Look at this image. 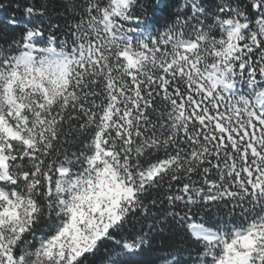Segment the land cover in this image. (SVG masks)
Instances as JSON below:
<instances>
[{"label": "trees", "instance_id": "1", "mask_svg": "<svg viewBox=\"0 0 264 264\" xmlns=\"http://www.w3.org/2000/svg\"><path fill=\"white\" fill-rule=\"evenodd\" d=\"M113 8L114 0H0V70L29 38L76 59L66 94L50 104L30 146L0 134L10 176L0 186L22 204L10 245L14 264H34L36 250L64 226L58 170L83 174L98 139L132 197L72 264H216L237 232L264 231V125L235 102H253L261 91L264 0H131L108 29ZM227 22L241 37L244 67L235 70L253 88L237 80V94L210 97L201 77L216 63ZM131 50L146 54L138 67L123 56ZM193 225L219 240L197 239ZM261 245L264 239L254 252ZM242 264L264 263L246 256Z\"/></svg>", "mask_w": 264, "mask_h": 264}, {"label": "rangeland", "instance_id": "2", "mask_svg": "<svg viewBox=\"0 0 264 264\" xmlns=\"http://www.w3.org/2000/svg\"><path fill=\"white\" fill-rule=\"evenodd\" d=\"M130 1L114 0L112 12L106 14L108 29L113 27L114 19H124ZM226 28L228 36L218 44L216 63L201 77L202 88L210 97L214 91L227 96L237 94V80L253 88L252 78L241 72L244 66L240 62L243 53L237 45L241 40L239 28L231 22L226 23ZM183 47L193 51L196 44L186 43ZM123 56L129 67H138L146 54L131 50L124 52ZM75 62L76 59L53 44L40 47L29 38L22 54L6 62L5 68L0 70V134L30 146L36 127L47 122L50 104L66 94ZM237 63H241L240 72L235 70ZM261 85L253 102L241 97L235 102L238 112L264 125V79ZM3 153L4 147L0 144V183L10 182ZM117 165L114 154L106 151L98 139L83 174L69 177L68 169L58 170L61 179L55 189L68 219L54 237L36 250L34 264L44 261L72 264L83 253L91 251L107 229L119 220L122 204L130 200L132 190ZM159 169L160 166L153 167L148 177ZM21 206L16 193L10 194L0 186V262L5 264H14L10 245L22 225L19 218ZM196 232L202 237V232ZM217 239L219 237L210 243ZM260 239H264V231L260 229L237 232L235 239L223 242V254L216 264H242L246 256L264 263V246H257L254 252Z\"/></svg>", "mask_w": 264, "mask_h": 264}, {"label": "water", "instance_id": "3", "mask_svg": "<svg viewBox=\"0 0 264 264\" xmlns=\"http://www.w3.org/2000/svg\"><path fill=\"white\" fill-rule=\"evenodd\" d=\"M199 230L200 232H202V237H198L196 236L197 239H201V240H204V241H207V242H212V240L214 238H217V234L213 231H208V230H200L198 227H193L192 228V233L195 234V232Z\"/></svg>", "mask_w": 264, "mask_h": 264}, {"label": "bare ground", "instance_id": "4", "mask_svg": "<svg viewBox=\"0 0 264 264\" xmlns=\"http://www.w3.org/2000/svg\"><path fill=\"white\" fill-rule=\"evenodd\" d=\"M64 171H67V169H64ZM197 234H199V232H196ZM195 233V236H197V234Z\"/></svg>", "mask_w": 264, "mask_h": 264}]
</instances>
